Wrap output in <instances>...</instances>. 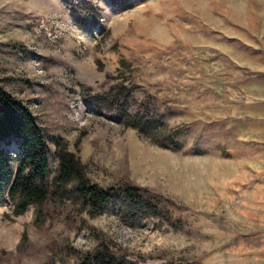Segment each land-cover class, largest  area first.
<instances>
[{
	"label": "rangeland",
	"instance_id": "rangeland-1",
	"mask_svg": "<svg viewBox=\"0 0 264 264\" xmlns=\"http://www.w3.org/2000/svg\"><path fill=\"white\" fill-rule=\"evenodd\" d=\"M88 1L97 23L76 24L68 0H0V85L43 127L49 179L60 138L91 181L146 188L172 223H129L111 206L91 218L69 198L40 229L34 207L13 216L5 193L0 264H77L101 243L140 264H264V0ZM118 77L135 86L133 109L163 113L162 131L188 129L182 149L83 102L81 83L101 93ZM0 146L16 167V140Z\"/></svg>",
	"mask_w": 264,
	"mask_h": 264
},
{
	"label": "trees",
	"instance_id": "trees-1",
	"mask_svg": "<svg viewBox=\"0 0 264 264\" xmlns=\"http://www.w3.org/2000/svg\"><path fill=\"white\" fill-rule=\"evenodd\" d=\"M67 3L76 24L99 21L98 8L88 0H68ZM120 62L122 66H127L125 60L121 59ZM124 79L118 77L113 85L101 93L92 92L89 86L81 83L83 102L91 104L96 111L108 114L124 127L136 129L164 148L172 151L182 149V137L188 129L162 131L163 113L153 108L148 101H139L133 109L135 86L127 84ZM10 139L16 140L19 155L14 167L12 156L0 146V195L6 193L13 216L22 215L33 206V223L43 229L48 219L57 216L56 204L73 198L80 205V211L91 218L111 206L129 223L146 218L172 223L169 210L146 188L130 183L102 186L91 181L81 159L60 138L55 140L58 166L53 178L49 179L50 145L43 127L28 105L0 85V141ZM194 152L204 153L197 147ZM64 220L72 226L78 221L73 214L66 215ZM81 222L84 225L85 218ZM28 244V234L24 232L18 248L24 253ZM76 253L79 254L77 264H140L132 259L131 254L114 253L106 243H101L93 250ZM50 262L53 264V261Z\"/></svg>",
	"mask_w": 264,
	"mask_h": 264
}]
</instances>
